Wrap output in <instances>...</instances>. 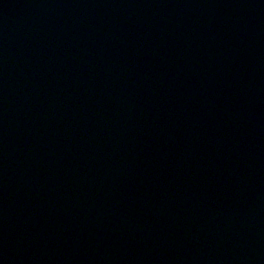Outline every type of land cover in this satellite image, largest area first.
I'll return each mask as SVG.
<instances>
[{"label":"water","instance_id":"obj_1","mask_svg":"<svg viewBox=\"0 0 264 264\" xmlns=\"http://www.w3.org/2000/svg\"><path fill=\"white\" fill-rule=\"evenodd\" d=\"M0 264H264V0H0Z\"/></svg>","mask_w":264,"mask_h":264}]
</instances>
